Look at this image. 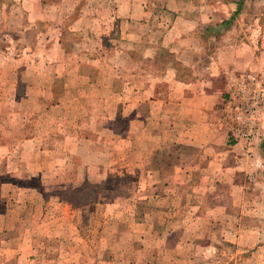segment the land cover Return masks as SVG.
Here are the masks:
<instances>
[{"label":"crops","instance_id":"crops-1","mask_svg":"<svg viewBox=\"0 0 264 264\" xmlns=\"http://www.w3.org/2000/svg\"><path fill=\"white\" fill-rule=\"evenodd\" d=\"M2 8V85L35 77L0 111V264H219L227 241L264 264V111L251 145L226 118L243 76L264 88V0ZM87 86L98 98H64ZM89 183L109 190L74 203Z\"/></svg>","mask_w":264,"mask_h":264},{"label":"rangeland","instance_id":"rangeland-1","mask_svg":"<svg viewBox=\"0 0 264 264\" xmlns=\"http://www.w3.org/2000/svg\"><path fill=\"white\" fill-rule=\"evenodd\" d=\"M9 1H11V0H0V6H3V8H4V6H7L8 5ZM23 11L24 10L19 11V12H22L20 15L21 16H27ZM3 15H4V12L2 11V15H1V11H0V17L1 16L3 17ZM1 22L3 23V20H0V25L2 24ZM7 28H9V31L10 32H14L13 25H11L9 27L7 25ZM15 28H19V27H16L15 26ZM2 30H4V29H2ZM15 31H16V29H15ZM23 32H26V34L23 33ZM23 32H20L19 35L21 36V38L23 40L28 41L29 40L28 31H23ZM23 63H27V62L24 61ZM29 69L30 68H27V67H22L21 68L20 73H21V78H23V79L21 80V84L19 85V87H17V86L14 87L15 85H13L14 84L13 83V78L15 77V76H13V74H12L11 77L5 76V75H2L1 76V77H4V83H5V85H2V79L0 78V107H1V105H3V107H1V110L0 111L4 112V114L13 113L14 110H15V107L13 105H10L8 107V105L6 103V101L8 100V98H31L30 97L31 95H28L27 94L29 92V89H30L29 88L30 86L28 87V85H29V77L31 76V80L34 81V77H35V74L34 73H35V71L32 70V72L30 73L29 72ZM37 75H38V78L39 79H42V81L44 82V78H42L41 71H38L37 72ZM25 82L27 83V86H25V84H24ZM38 82H40V81L38 80ZM62 88H63L62 86H59L58 88H55L54 89V92L55 93H58L59 92V94L62 95V92H63V89ZM81 89L83 91L81 94H84V95H80L79 92L78 93L77 92L76 93L71 92L70 94L68 92L67 94L64 95V98H98L97 95H99V92L97 90H95V87H89V86H87V87L81 88ZM67 90L69 91L71 89L69 88ZM46 91H47V89L45 87H43V86H40L39 87L38 86L37 92H36V94H37L36 96L38 98H49V95L46 94ZM65 92H66V89H65ZM101 94H105L104 92H102V89H101ZM28 108H29V103L28 102H25V101H22V112L23 113L27 112L28 111ZM28 114L29 113L23 114V115L27 116ZM32 123H33V119H32ZM45 124L46 123H44V122L39 123L40 129L45 128L44 127ZM26 125H28V128H30L29 127L30 122L27 123ZM53 126H55V124H53ZM56 132H58V129H56V127H55V134L53 135V138H54V141H55L54 143L55 144L60 139V135H57L58 133H56ZM22 137H26L27 139L34 138V136L31 137L30 134L23 135ZM4 138L11 139V136L4 135ZM0 140H3V136L2 135H0ZM126 184L127 183L112 182L111 186H114V185L115 186H118L119 185L121 187L119 190H122L123 191L125 189V187H126ZM127 185L129 186L131 184H127ZM136 185L137 184H132V186H134V187ZM96 187L97 188H94L93 184L89 183V185L87 184V186H86V188L84 190V193H80V194L79 193H76L77 196L74 195V194L73 195L71 194L70 195V198L73 200L74 203H84V202H87V201H91L89 199H91L92 197H94V194H95L94 193V190L95 189L103 192L104 195H105L104 192L106 190H109L107 186H102V188H100V186H96ZM57 190H62V187H59ZM103 201L104 200H102V202ZM134 203H136L137 206L139 205L135 201H134ZM90 205L93 206L95 204H90ZM139 217H140V215H139ZM218 217H221V214H219ZM246 253H248V252H246ZM215 254H217L219 256L217 258V260H219V264H236L237 260H239V258L243 254V252H241V251L239 252L238 251V248L234 244H232V243H230V242L227 241V242H223V244H219L218 250L215 252ZM134 264H142V262L141 261H138L136 259L134 261ZM149 264H151V263H149Z\"/></svg>","mask_w":264,"mask_h":264},{"label":"built area","instance_id":"built-area-1","mask_svg":"<svg viewBox=\"0 0 264 264\" xmlns=\"http://www.w3.org/2000/svg\"><path fill=\"white\" fill-rule=\"evenodd\" d=\"M235 99L227 112L237 137L249 145L261 137V113L264 111V88L260 74H247L235 87Z\"/></svg>","mask_w":264,"mask_h":264},{"label":"trees","instance_id":"trees-1","mask_svg":"<svg viewBox=\"0 0 264 264\" xmlns=\"http://www.w3.org/2000/svg\"><path fill=\"white\" fill-rule=\"evenodd\" d=\"M236 13H238V10H237V12Z\"/></svg>","mask_w":264,"mask_h":264}]
</instances>
